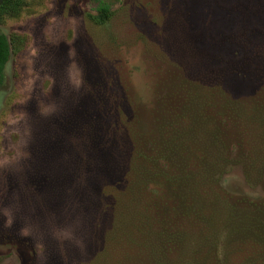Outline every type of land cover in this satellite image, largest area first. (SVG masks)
<instances>
[{"label": "rangeland", "instance_id": "1", "mask_svg": "<svg viewBox=\"0 0 264 264\" xmlns=\"http://www.w3.org/2000/svg\"><path fill=\"white\" fill-rule=\"evenodd\" d=\"M104 1L114 12L105 27L91 19L101 6L98 0H28L19 18L0 24L10 41L14 34L25 39L20 51H12L0 82V264H242L238 252L250 237L233 229L228 247L216 255L211 237L227 228L210 224L229 216L231 207L264 206V176L248 177L236 155L228 154L226 161L235 164L219 177L223 193L202 199L204 208L193 214L201 220L178 221L176 233L184 235V244L168 248L156 234L169 223L157 227L154 212L144 210L161 195L165 200L159 184L123 197L129 180L108 179L102 153L87 146V125L92 120L103 128L93 96L98 90L96 98L105 100L100 104L122 108L126 119L138 116L144 131L154 134L159 119H173L164 110L167 95L182 96L169 85L186 77L230 102H251L245 127L220 126V135L247 139L242 146L252 144L262 153L264 143L253 141L261 115L256 109L264 110V62L246 64L241 43L214 41L226 34L264 52V22L241 12H251L259 0ZM225 61L246 64L248 70L233 72ZM257 65L261 72L252 74ZM182 120L178 123L185 126ZM211 133L218 132L205 128V137ZM206 147L214 155L208 164L221 167L217 159L227 154H218L211 143ZM140 211L144 225L137 222ZM206 232L210 239L205 240ZM251 248L246 263L264 264V243L252 240Z\"/></svg>", "mask_w": 264, "mask_h": 264}, {"label": "trees", "instance_id": "2", "mask_svg": "<svg viewBox=\"0 0 264 264\" xmlns=\"http://www.w3.org/2000/svg\"><path fill=\"white\" fill-rule=\"evenodd\" d=\"M98 1L101 3L98 14L93 15L91 19L95 24L105 27L110 23L114 12L107 2L104 0ZM28 6V0H4L0 6V24L5 23L7 19L19 18ZM241 12L245 14L244 16L247 19L249 17L259 18L264 22V0L256 2L251 12L247 8H244ZM220 35V37L218 36L219 39L214 40L217 44H231L230 42H232L241 43L245 46L244 49L248 52H245L244 57L245 59L248 58L245 61L246 64L250 60L257 62V59L259 64L264 62V52L260 49L256 50L247 40L243 42L241 38L229 37L226 34ZM196 40L200 43L201 36H198ZM24 45V37L14 34L10 41L0 29V82L12 51L18 52ZM225 63L229 70L233 72L239 73L248 70L245 69L244 65L246 64L242 65L235 61H225ZM257 68L253 71L249 69V71L252 74H259L261 69ZM165 75L166 73L161 78L163 79ZM168 88L169 90L181 89L182 96L167 95V98L163 101V104H165L164 110L170 111L171 113H168L173 116V119H159L154 134L144 131L145 129L139 123L138 116L137 118L131 117L135 120L126 119L122 114L124 111L122 108L115 107L113 109L109 104L110 102L107 105L100 104L105 100L96 98L100 92L95 90L93 96L96 105H94L105 119V121L103 119L105 135L103 144L98 143L97 140L103 134V128L97 126L92 120L90 123L88 121L87 132L90 133V138L87 146L96 154L102 153V159L100 160L103 162L110 181L117 183L119 178L123 181L128 178L129 182H126L125 189L121 192L123 197H130L135 189L143 192L149 184L153 185L155 182L159 184V190L163 191V195L166 196L165 200L162 201V195L159 198L156 193L158 202L145 204L144 210L154 212V216L157 218V227H160V224L164 226L169 223L167 227H170V229L164 226L166 230L157 232L156 237L160 236L158 239L165 240L168 248H176L182 247L185 239L182 233H176L177 226L181 224L178 221L191 216L194 217V221L196 219L201 220L200 217L193 216V214H197L196 210L204 208L200 205L203 204L202 199L206 200V198H210L218 192L223 193L222 188L218 186L219 177L223 175L229 165L235 164L233 160L226 161V156L229 158L228 154H235L236 161L243 166V171L248 177H252L254 174L263 177L264 148L262 153L253 151L251 148L254 147H252V144L250 146V143V148L248 145L246 147L242 146V142L247 139L241 138L242 141L238 139L230 141L228 137L221 136L224 134L220 131V126H223V128L231 126L232 129L239 127L241 130L243 126L245 127L242 120L245 118L251 102H230L229 99L222 98L218 91H214L212 87L198 84L195 80L186 77H184V80H173ZM215 92L218 93V98L212 99ZM261 101H264V99ZM222 109L223 114L220 112ZM253 109H251L250 115ZM256 110H259L258 114L261 113V115L257 125L259 126L258 137L256 141L254 139L253 144L257 142V144L262 145L264 143V110L261 108ZM180 120L185 121L187 124L185 126L184 124L179 125ZM165 121H169V123ZM79 128L81 129V127ZM205 128L207 131L213 128L218 133H211L212 138L205 137ZM219 136H221L220 139ZM209 143L218 147V154L219 152L227 154L217 159V162L218 160L223 161V164H220L221 167H218L215 163L213 165L208 164L214 158V155L207 151L206 146ZM218 156L216 155V158ZM151 170L153 171L151 172ZM133 178H137L138 182H135ZM119 200L125 201L124 199ZM246 206L249 207L245 211L231 207L227 209L229 216L225 219L222 218V221L210 224L212 228H227V230L217 232L214 237L211 232L205 233V240L210 239L212 236V240L215 241L216 255H218L217 251L221 247H228L233 229L246 234V237L249 236L250 240L247 241L243 251L238 252V255L242 256V264H247V256L252 257L249 254L251 251L253 252L251 248L252 240L259 245L260 242L264 243V206L257 203L246 204ZM143 212L140 211L141 214L137 222L140 221ZM144 218L140 221L142 225H144ZM189 221L192 222L191 219ZM185 226H187V223H185ZM189 227L192 231V225ZM199 233L201 234L200 231H197L198 235ZM258 250H256V254ZM168 251L170 252V249ZM253 263L256 262L253 260ZM222 264L226 263L223 262Z\"/></svg>", "mask_w": 264, "mask_h": 264}, {"label": "water", "instance_id": "3", "mask_svg": "<svg viewBox=\"0 0 264 264\" xmlns=\"http://www.w3.org/2000/svg\"><path fill=\"white\" fill-rule=\"evenodd\" d=\"M4 0H0V6L3 4Z\"/></svg>", "mask_w": 264, "mask_h": 264}]
</instances>
